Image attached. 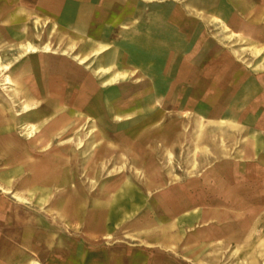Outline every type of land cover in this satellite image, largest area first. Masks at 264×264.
I'll use <instances>...</instances> for the list:
<instances>
[{"label": "crops", "instance_id": "crops-1", "mask_svg": "<svg viewBox=\"0 0 264 264\" xmlns=\"http://www.w3.org/2000/svg\"><path fill=\"white\" fill-rule=\"evenodd\" d=\"M142 2L157 5L140 9ZM120 14L128 31H139L134 45L164 56L161 102L152 104L151 74L139 66L102 82L112 85V123L127 128L110 140L93 128L96 170L110 165L112 180L86 198L71 182L65 150L75 139L68 133L86 125L84 94L56 92L60 118L40 125L59 132L38 151L40 126L8 118L0 101V264H264V0H127L120 8L105 0H0V47L19 45V60L26 43L46 51L34 44L35 31L60 22L70 29L72 19L81 30L87 15L96 24ZM108 48L76 58L86 63ZM0 62L13 65L1 55ZM111 63L93 75L120 60ZM43 104L27 100L18 114ZM111 151L103 167L98 160ZM34 190L62 193L34 199Z\"/></svg>", "mask_w": 264, "mask_h": 264}, {"label": "rangeland", "instance_id": "rangeland-1", "mask_svg": "<svg viewBox=\"0 0 264 264\" xmlns=\"http://www.w3.org/2000/svg\"><path fill=\"white\" fill-rule=\"evenodd\" d=\"M105 1L106 5L112 8H120L121 5L127 3V0ZM156 3L142 2L139 6L142 9L144 6L157 5ZM105 16L100 15L101 20L95 24L92 19L89 20L90 15H87L86 22L83 24L84 28L81 30L79 29L78 20L72 19L70 29L64 28L60 22L56 23L53 28L35 31L34 44L42 46L45 43H50L56 52L38 51L17 60L21 52L19 45L0 47L3 63L12 62L13 64L10 69L0 72V101L6 105V116L8 118L21 119L27 122L31 120L30 122H35L40 126L39 130H42L41 133H37L34 137V149L36 151L42 150L46 143L51 140L50 138L54 132L57 131L54 126L48 128L40 125L43 118H49L48 123H56L60 118L59 114L55 113V108L51 105V99L55 96L60 97L56 92L67 91L73 94L79 91L84 94L85 104L81 112L88 116L89 119L84 128L80 127L84 124L82 123L78 127L75 126L68 133L67 138L75 139L71 143L72 147L68 146L66 147L68 149L65 148V150L70 151L71 155V182L80 183L84 187L82 192L86 198H92L97 192L96 183L105 184L112 180L110 177V165L107 168H103V172L96 170V159L92 156L96 141L94 137H90V134L93 133V128L103 132L109 140L113 134L116 135L118 131L127 128L124 125L112 123L111 112L113 107L111 105L112 95L110 92L112 85L104 87L102 82L118 68H130V66L131 68L132 66L144 68L151 74V79H145L152 85L153 95L156 98L152 104L155 106L161 102L159 92H163L164 87L163 79L158 78L165 62L162 52L161 54L144 52L141 47L132 43L133 34L139 31L127 30L126 14L114 15L116 18H113L112 23L111 21H106ZM110 16L108 15V18H111ZM141 16L142 13L138 15V21L142 18ZM117 20H119L118 24H116ZM95 26L99 28H93ZM73 44H76V48L70 51V46ZM99 44L108 45L109 48L100 54L90 55L86 63L80 64L76 55L80 57L89 55ZM4 48L7 50L4 51ZM166 48L169 51V47ZM2 50L3 52H1ZM64 50L69 51V53H64ZM114 57L120 60V65H114L112 72H102L98 77L93 75L94 70L111 65ZM7 75H10L13 79L12 85L7 83ZM140 81H142V78ZM154 81L158 89L161 87L159 89L161 91L154 88ZM132 82L133 79H129L113 85L132 84ZM34 90L40 91L37 93ZM155 90H158V93ZM27 100H41L45 106L35 113L30 111L17 115L19 111H22V105ZM15 104L17 105L15 106ZM67 107L74 110L72 105H67ZM114 112H117V107L114 108ZM94 120H97L99 124H94ZM19 131L24 133L21 127ZM75 132H78V134L76 135ZM80 138L84 139L82 148L77 146ZM50 142L52 143V141ZM57 144H59L58 141L53 143V149L56 148ZM74 151H77L78 154H75ZM111 153L112 151L109 154H102L98 160L103 167L107 164L105 159ZM98 192L103 191L98 190ZM60 193H62L61 190H34V199L41 197L57 198ZM76 194H79L78 191H74L72 197L76 196Z\"/></svg>", "mask_w": 264, "mask_h": 264}, {"label": "bare ground", "instance_id": "bare-ground-1", "mask_svg": "<svg viewBox=\"0 0 264 264\" xmlns=\"http://www.w3.org/2000/svg\"><path fill=\"white\" fill-rule=\"evenodd\" d=\"M23 49H24V53L22 54V55H24L25 56V54H30V53H33V52H36L37 50H38V48H37V46H34L32 43H26V44H24L23 46ZM43 49H45L46 51L45 52H47V51H52L53 50V47H52V45L51 44H45V45H43ZM40 51V50H39ZM56 52V51H55ZM77 57H79L78 55H77ZM82 61H84V60H82ZM83 64V63H82ZM10 64H6V65H3V64H1V62H0V70L1 69H8V68H10ZM100 75V74H99ZM114 75H116L115 73H114ZM120 76H126V74H121ZM119 76V77H120ZM7 79V78H6ZM8 81L9 82H11V79L10 78H8ZM108 81V80H107ZM8 83V82H7ZM104 85V84H103ZM68 96V95H67ZM67 99V98H66ZM65 99V100H66ZM69 101V100H68ZM67 101V102H68ZM53 102V101H52ZM57 102V101H56ZM44 105V104H43ZM42 105V106H43ZM41 106V107H42ZM57 108V107H56ZM59 108V107H58ZM65 109V108H64ZM63 112V111H62ZM56 113V112H55ZM71 113V112H70ZM65 114V113H64ZM74 113H72V115H73ZM83 114V113H82ZM18 115H20V114H18ZM62 115V114H61ZM84 115V114H83ZM83 115H81V114H76V115H73L72 116V118H74V119H77V120H75V121H77L78 122V120L80 119V118H82L83 117ZM71 118V119H72ZM70 119V118H69ZM88 119H89V117H87V121H88ZM67 120V119H66ZM81 120V119H80ZM59 122V121H58ZM64 122V121H63ZM30 123V122H29ZM75 123V122H74ZM95 123V122H94ZM31 124V123H30ZM47 124V123H46ZM45 124V125H46ZM58 124V123H57ZM61 125H62V123H61ZM70 125V124H69ZM30 130H31V132H33V131H35V130H37V128H36V126L34 125L33 127H30L29 128ZM68 130V129H67ZM66 130V131H67ZM62 131V130H61ZM60 131V132H61ZM65 131V132H66ZM57 132H59V131H57ZM28 133V132H27ZM62 134V133H61ZM67 134V133H66ZM58 135V134H57ZM56 135V136H57ZM32 137V136H31ZM55 139V138H54ZM56 140V139H55ZM57 140H58V138H57ZM51 141V140H50ZM60 141V140H59ZM51 143L49 142L46 146H49ZM96 144V143H95ZM61 145V144H60ZM82 146H83V143L81 144ZM109 147H110V145H109ZM18 197V196H17ZM21 200H23V199H21Z\"/></svg>", "mask_w": 264, "mask_h": 264}]
</instances>
